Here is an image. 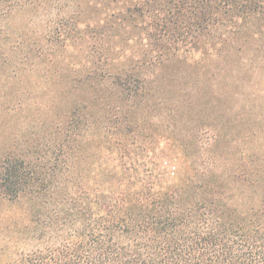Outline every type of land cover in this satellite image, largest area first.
I'll use <instances>...</instances> for the list:
<instances>
[{
  "label": "trees",
  "instance_id": "16d2710c",
  "mask_svg": "<svg viewBox=\"0 0 264 264\" xmlns=\"http://www.w3.org/2000/svg\"><path fill=\"white\" fill-rule=\"evenodd\" d=\"M15 9L45 31L0 27V204L33 200L36 245L0 264H264V0ZM27 73L51 102L16 95Z\"/></svg>",
  "mask_w": 264,
  "mask_h": 264
},
{
  "label": "rangeland",
  "instance_id": "374dc122",
  "mask_svg": "<svg viewBox=\"0 0 264 264\" xmlns=\"http://www.w3.org/2000/svg\"><path fill=\"white\" fill-rule=\"evenodd\" d=\"M0 27L8 32L11 45L13 42H16L18 35H21L22 33L29 34L32 39H38L42 37L41 34L45 31V27L40 22L39 16L34 13H29L25 9H15L6 17L0 16ZM34 31H38V33H33ZM85 46L86 44H84V47ZM80 52L82 53V51ZM66 55H69V53H66ZM82 59L84 58H82V54H80L76 55L73 60L77 63L82 61ZM0 63H2V61ZM0 69H2L1 74H5V72H7V69L5 70L3 67H0ZM20 80L21 77L17 78L14 81L12 88L14 89L16 95L20 93L21 99H24L27 102L43 100L44 103L51 102L53 100L54 96L50 90L43 91L40 88L39 85L45 84V86H48V84L47 82L44 83L42 79H40L38 73H27L23 75L22 80ZM1 81L2 78H0V82ZM58 81H66V78L53 79L51 82L49 81V83H51L56 89H61L59 85L55 86V83ZM253 82L257 83L256 79ZM38 88H40V90ZM37 91L42 92V95H39ZM21 112L22 113H20L18 117L19 119L26 116L24 111ZM10 118L11 117L7 114L0 116V131L1 129L5 130V128H8L11 121ZM258 118L260 119L259 124L264 125V114L259 115ZM14 122L15 121H13L12 124H14ZM262 135H264V126L260 128L258 133V136ZM0 140H2L1 133ZM256 141L259 142L250 144L244 140L242 143V149L246 150L251 147V152L256 154L259 149L255 146L261 144V141L258 138ZM161 158L162 160H165V156H162ZM245 158L246 159L243 161L240 159H234L233 163L251 162L248 159L249 157ZM252 159L256 160L257 156L251 157V160ZM172 171L179 172L180 168H177L176 170L173 168ZM177 175L179 174H176L174 177ZM33 210L34 203L30 197H26L16 203L5 202L0 204V263L12 259L15 254L20 251L31 250L36 245V242L33 239L30 240V235L28 236V230L32 223Z\"/></svg>",
  "mask_w": 264,
  "mask_h": 264
}]
</instances>
